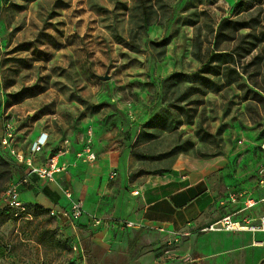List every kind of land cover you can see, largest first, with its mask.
I'll return each mask as SVG.
<instances>
[{"label": "rangeland", "instance_id": "1", "mask_svg": "<svg viewBox=\"0 0 264 264\" xmlns=\"http://www.w3.org/2000/svg\"><path fill=\"white\" fill-rule=\"evenodd\" d=\"M224 19L242 27L217 37ZM220 52L231 55L211 63L220 74L199 73ZM4 118L25 157L39 130L57 150L88 126L146 172L223 155L210 180L221 212H234L239 193L259 194L264 0H0V133ZM5 158L0 144V264H91L88 230L68 231L41 205L9 206L27 167Z\"/></svg>", "mask_w": 264, "mask_h": 264}, {"label": "crops", "instance_id": "2", "mask_svg": "<svg viewBox=\"0 0 264 264\" xmlns=\"http://www.w3.org/2000/svg\"><path fill=\"white\" fill-rule=\"evenodd\" d=\"M95 131L88 126L69 136L72 143L68 145H72L57 156L64 169L54 181L31 175L19 189L21 203L41 205L49 212L69 208L63 189L72 191L83 215L75 221L53 217L66 224L68 231L78 227L90 232L86 258L91 264H257L264 258V232L206 229L225 215L210 180L224 171L225 156L187 158L165 170L146 172L135 156L115 148L107 132L100 136ZM42 132L47 133L48 143L35 154L36 165L58 150H53L58 141L46 129L37 131L34 140ZM89 134L95 159L84 161L76 152L84 149ZM113 171L116 175L111 177ZM261 210L258 206L249 213L255 216ZM94 217L101 224L94 225ZM118 221L133 225L120 227Z\"/></svg>", "mask_w": 264, "mask_h": 264}, {"label": "built area", "instance_id": "3", "mask_svg": "<svg viewBox=\"0 0 264 264\" xmlns=\"http://www.w3.org/2000/svg\"><path fill=\"white\" fill-rule=\"evenodd\" d=\"M48 143L47 133L42 132L39 136L35 138L31 147L30 154L31 156H24L21 152L15 147V128L13 123L4 118L2 120V131L0 133V144L2 148L8 151L12 155V160L17 163H23L28 168L25 176L20 179L10 183L5 191V195L8 197V204L14 208H23L24 204L19 200V189L22 184H28L31 175L36 176L39 180L42 181H54L55 174L64 169L63 165L58 164L57 156L68 151L69 145L67 141L63 143V146H60L56 154L50 155L43 164L36 165L34 163V154L39 153ZM91 134L88 135L86 139V144L82 151L76 152V156L79 159L84 161H91L95 159V154L91 148ZM262 153H264V143L261 145ZM116 175V172L111 173V177ZM136 192V191H135ZM64 196L69 201V208L62 209L59 211L50 210L51 216L60 215L62 217L68 218L71 221H75L83 215V209L81 202L73 198L72 191L69 188L63 189ZM239 198H242V206L237 211L226 213L223 215L217 222L209 225L206 229L215 230L221 229L224 231H248L251 233L264 232V161H262L259 168V196L257 198L247 197L239 193ZM229 202L235 203L237 197L234 194L229 195ZM258 206L262 207V210L259 214L252 216L249 211L257 208ZM243 212H247L244 214ZM239 214L236 218L235 216ZM101 220L93 218V224H101ZM117 226L120 227H129L133 224L129 221H118L116 222ZM256 243H261L257 241Z\"/></svg>", "mask_w": 264, "mask_h": 264}, {"label": "trees", "instance_id": "4", "mask_svg": "<svg viewBox=\"0 0 264 264\" xmlns=\"http://www.w3.org/2000/svg\"><path fill=\"white\" fill-rule=\"evenodd\" d=\"M242 25H240L236 20H228V19H224L220 22V24L218 25V30H217V37L220 36L222 30L226 29V30H238L239 28H241ZM231 55L229 53H213V55L210 57L209 62L207 63H203L202 67L199 70V73H206V74H215V75H219L220 71H219V67L217 66H213L211 65V63L213 62H218L219 64H225L228 63L230 61ZM195 77H198V74L194 75ZM228 83H230V80L228 81ZM3 163L5 164V166L7 167H13L14 168V161H9V159H3Z\"/></svg>", "mask_w": 264, "mask_h": 264}, {"label": "water", "instance_id": "5", "mask_svg": "<svg viewBox=\"0 0 264 264\" xmlns=\"http://www.w3.org/2000/svg\"><path fill=\"white\" fill-rule=\"evenodd\" d=\"M99 77H100L101 79L106 80V79H108L109 76H108L107 74H104V75H100ZM262 262H264V258L260 259L259 262H258L257 264H261Z\"/></svg>", "mask_w": 264, "mask_h": 264}]
</instances>
